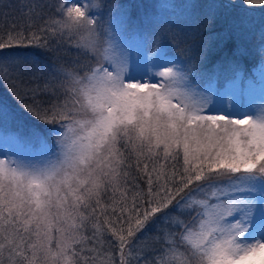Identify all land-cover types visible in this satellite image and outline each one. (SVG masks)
Instances as JSON below:
<instances>
[{
    "label": "snow or ice",
    "instance_id": "1",
    "mask_svg": "<svg viewBox=\"0 0 264 264\" xmlns=\"http://www.w3.org/2000/svg\"><path fill=\"white\" fill-rule=\"evenodd\" d=\"M243 5L0 0V264H264V60L244 80L225 48L264 41V0Z\"/></svg>",
    "mask_w": 264,
    "mask_h": 264
},
{
    "label": "trees",
    "instance_id": "2",
    "mask_svg": "<svg viewBox=\"0 0 264 264\" xmlns=\"http://www.w3.org/2000/svg\"><path fill=\"white\" fill-rule=\"evenodd\" d=\"M91 2H95V0H91ZM110 2H117V3H125V4H138L142 5V7L139 8H129V15L132 16L133 19L136 18L137 15L143 14L147 11H152L154 9V5H157L160 2L156 3V0H154L153 3L149 2L148 0H110ZM239 3L242 5V7H251V6H244L243 0H239ZM258 7H252L255 9H259ZM157 10V9H156ZM236 12L239 14L240 9H237ZM204 17L202 16L200 18V27L203 30V37L204 38H214L217 37L220 33H224L226 29H228V22L225 19H217L212 24L208 25L207 27H204ZM258 31V28L257 30ZM256 33H252L251 37L244 36L240 40H238L236 34H230L225 42V48L228 51L230 56H233V53L235 55L233 56V59H235L238 63L239 69L243 72V75L252 76V70L256 66V64L262 60H264V54L261 53L260 48L261 45L264 44V41H259L257 44L253 43L255 40L253 36ZM201 38L197 37L196 43H200ZM207 43L210 44H217V39H207ZM37 53H39V58L47 60V57L41 53L40 50H36ZM248 77V78H249ZM0 99H2L4 102L12 104L13 101L11 100V97L8 96V93L4 89H0ZM15 131V129L13 128Z\"/></svg>",
    "mask_w": 264,
    "mask_h": 264
},
{
    "label": "rangeland",
    "instance_id": "3",
    "mask_svg": "<svg viewBox=\"0 0 264 264\" xmlns=\"http://www.w3.org/2000/svg\"><path fill=\"white\" fill-rule=\"evenodd\" d=\"M149 2H151V3H153L154 2V0H148ZM161 0H156V3L157 2H160ZM172 2H174V3H179V2H181V0H172ZM197 2L198 3H202V4H206V3H209L210 2V0H197ZM244 6H247V5H244ZM251 7H258V5H256V6H251ZM247 8V7H246ZM156 11H158V9L156 10V8L154 7V9L151 11V12H156ZM252 33H256L254 36H253V38L252 39H254V37H255V40L253 41V43H255V44H257L259 41H262L261 39H260V36H259V31H255V32H244L243 34H241V35H237V38H238V40H240L241 38H243L244 36H248L249 35V37H251V34ZM162 70V69H161ZM249 75H247V78L245 79V80H247V79H252V77H249ZM222 83V82H221Z\"/></svg>",
    "mask_w": 264,
    "mask_h": 264
}]
</instances>
